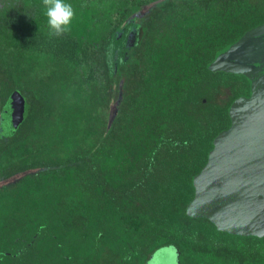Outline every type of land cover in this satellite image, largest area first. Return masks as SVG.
<instances>
[{
	"label": "trees",
	"instance_id": "obj_1",
	"mask_svg": "<svg viewBox=\"0 0 264 264\" xmlns=\"http://www.w3.org/2000/svg\"><path fill=\"white\" fill-rule=\"evenodd\" d=\"M147 1L66 0L75 17L57 38L42 0H0V117L27 111L0 137V264H143L166 247L188 264H264V238L185 214L229 105L249 94L207 64L264 23V6L134 17Z\"/></svg>",
	"mask_w": 264,
	"mask_h": 264
},
{
	"label": "water",
	"instance_id": "obj_2",
	"mask_svg": "<svg viewBox=\"0 0 264 264\" xmlns=\"http://www.w3.org/2000/svg\"><path fill=\"white\" fill-rule=\"evenodd\" d=\"M207 69L243 76L249 94L229 105L230 125L213 139L206 164L192 177L194 195L185 214L208 220L219 232L264 238V23L219 49ZM26 115L23 106L5 108L0 137L14 134Z\"/></svg>",
	"mask_w": 264,
	"mask_h": 264
},
{
	"label": "clouds",
	"instance_id": "obj_3",
	"mask_svg": "<svg viewBox=\"0 0 264 264\" xmlns=\"http://www.w3.org/2000/svg\"><path fill=\"white\" fill-rule=\"evenodd\" d=\"M50 37H62L71 31L75 12L66 0H42Z\"/></svg>",
	"mask_w": 264,
	"mask_h": 264
},
{
	"label": "flooded vegetation",
	"instance_id": "obj_4",
	"mask_svg": "<svg viewBox=\"0 0 264 264\" xmlns=\"http://www.w3.org/2000/svg\"><path fill=\"white\" fill-rule=\"evenodd\" d=\"M192 1H197V0H149L146 2L145 6L142 8V10L140 12L137 13V15H134V17L137 18H143L146 16H149V14L151 13V11L159 6V5H164L167 3H171V2H175V3H182V2H192ZM250 3L253 4L254 8H257L258 10H262V6H264V0H249ZM151 4H155L154 7L148 11V12H142L146 6L151 5ZM132 17V18H134ZM134 41L133 36H128L127 41L125 43V45H128L130 43H132ZM161 249L155 251L153 254H151L145 261L143 264H163L162 262L165 260H163V257H167V254L164 253H157L158 251H160ZM175 251V250H174ZM174 253V259L171 260V264H188L187 260H185V258L181 257L179 254H177L176 252ZM164 254V255H163Z\"/></svg>",
	"mask_w": 264,
	"mask_h": 264
},
{
	"label": "rangeland",
	"instance_id": "obj_5",
	"mask_svg": "<svg viewBox=\"0 0 264 264\" xmlns=\"http://www.w3.org/2000/svg\"><path fill=\"white\" fill-rule=\"evenodd\" d=\"M154 5L155 4H151V5L146 6L145 9L142 12H148V11H150L154 7ZM130 31H133V27L131 28ZM164 254H167L168 256L165 257V258L163 257V260L164 259L165 260L162 263L163 264H171L172 263L171 260L174 259V257H175L173 251H171L169 253H164Z\"/></svg>",
	"mask_w": 264,
	"mask_h": 264
}]
</instances>
